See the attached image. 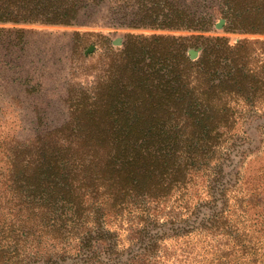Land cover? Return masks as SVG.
Masks as SVG:
<instances>
[{"label":"rangeland","instance_id":"1","mask_svg":"<svg viewBox=\"0 0 264 264\" xmlns=\"http://www.w3.org/2000/svg\"><path fill=\"white\" fill-rule=\"evenodd\" d=\"M117 3L105 0L89 24L3 25L24 29L26 46L23 70L0 64V243L15 240L19 249L0 264H247L233 249L241 239L251 243L245 247L256 261L251 264H264V95L246 108L234 103L233 124L217 132V148L200 171L164 197L106 205L87 198L80 219L66 204L56 231L28 203L26 191L15 188L18 171L36 158L38 137L77 127L74 105L108 80L130 36L182 38L192 61L208 38H224L231 47L247 40L246 69L264 75V35L228 32L217 0L209 10L215 14L210 31L114 27L109 7ZM19 72L33 78L39 95L21 88Z\"/></svg>","mask_w":264,"mask_h":264},{"label":"trees","instance_id":"2","mask_svg":"<svg viewBox=\"0 0 264 264\" xmlns=\"http://www.w3.org/2000/svg\"><path fill=\"white\" fill-rule=\"evenodd\" d=\"M217 1L228 32L264 35V0ZM119 2L108 9L111 25L120 28L210 31L215 16L209 11L213 0ZM103 3L0 0V64L25 68L20 61L25 30L3 25L89 24ZM248 43L231 47L224 38H208L199 59L192 61L182 38L128 37L108 80L74 105L77 127H67L66 135L63 128L51 137H38L36 158L26 162V171H18L15 188L26 191L28 203L53 221L57 231L66 204L80 219L87 198L106 205L164 197L176 185H186L191 172L198 173L197 166L217 148V132L232 126L234 103L246 108L264 95V75L247 70L242 56ZM23 73L17 74L18 84L31 96L39 95L38 84ZM27 227L26 222L24 233ZM238 242L233 249L242 262L255 263L245 248L251 243ZM7 243H0V260L11 253L19 256L17 241Z\"/></svg>","mask_w":264,"mask_h":264},{"label":"water","instance_id":"3","mask_svg":"<svg viewBox=\"0 0 264 264\" xmlns=\"http://www.w3.org/2000/svg\"><path fill=\"white\" fill-rule=\"evenodd\" d=\"M223 25H224V20H222V21L217 25V27H218V28H222ZM117 44L119 45L120 42H117ZM191 54H192V58H193V59H194V58L196 57V55H197L196 52H193V51H192Z\"/></svg>","mask_w":264,"mask_h":264}]
</instances>
